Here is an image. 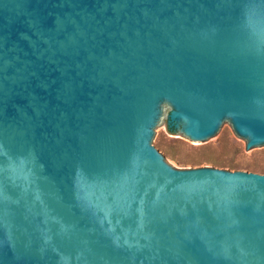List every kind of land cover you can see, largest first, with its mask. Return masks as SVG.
I'll list each match as a JSON object with an SVG mask.
<instances>
[{
  "label": "water",
  "instance_id": "1",
  "mask_svg": "<svg viewBox=\"0 0 264 264\" xmlns=\"http://www.w3.org/2000/svg\"><path fill=\"white\" fill-rule=\"evenodd\" d=\"M172 103L264 147V0H0V264H264V173L174 168Z\"/></svg>",
  "mask_w": 264,
  "mask_h": 264
},
{
  "label": "rangeland",
  "instance_id": "2",
  "mask_svg": "<svg viewBox=\"0 0 264 264\" xmlns=\"http://www.w3.org/2000/svg\"><path fill=\"white\" fill-rule=\"evenodd\" d=\"M173 108L172 103L165 110L157 145L174 168L208 167L264 173V147L254 152L251 137L238 129L235 119L219 139L200 144L187 130V125L183 132L170 123L169 113Z\"/></svg>",
  "mask_w": 264,
  "mask_h": 264
},
{
  "label": "trees",
  "instance_id": "3",
  "mask_svg": "<svg viewBox=\"0 0 264 264\" xmlns=\"http://www.w3.org/2000/svg\"><path fill=\"white\" fill-rule=\"evenodd\" d=\"M171 130H173V128H171Z\"/></svg>",
  "mask_w": 264,
  "mask_h": 264
}]
</instances>
